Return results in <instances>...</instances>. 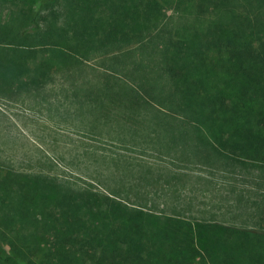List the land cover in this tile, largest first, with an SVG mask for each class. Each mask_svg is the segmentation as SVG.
<instances>
[{
  "label": "rangeland",
  "instance_id": "374dc122",
  "mask_svg": "<svg viewBox=\"0 0 264 264\" xmlns=\"http://www.w3.org/2000/svg\"><path fill=\"white\" fill-rule=\"evenodd\" d=\"M147 4L151 18H139ZM185 5L0 0V231L6 219L10 233L34 231L31 219L66 198L86 214L246 231L241 264H264V163L214 154L213 139L189 129L169 76L142 47L147 34L109 36L120 8L148 27Z\"/></svg>",
  "mask_w": 264,
  "mask_h": 264
},
{
  "label": "trees",
  "instance_id": "16d2710c",
  "mask_svg": "<svg viewBox=\"0 0 264 264\" xmlns=\"http://www.w3.org/2000/svg\"><path fill=\"white\" fill-rule=\"evenodd\" d=\"M37 1L43 7L53 0ZM179 2L192 10H174L148 27L120 8L109 36L120 33L128 43L147 34L142 47L156 64L149 70L169 76L189 129L200 137L207 133L214 154L264 163V0ZM137 15L150 19L152 8L147 4ZM69 200H59L39 224L31 219L36 229L29 233H10L6 219L0 264H206V258L241 264L252 245L246 231L234 236L226 228L194 230L190 223L144 214H86Z\"/></svg>",
  "mask_w": 264,
  "mask_h": 264
}]
</instances>
